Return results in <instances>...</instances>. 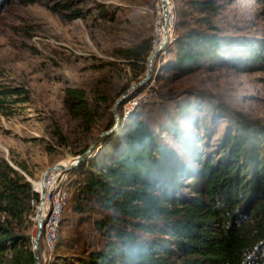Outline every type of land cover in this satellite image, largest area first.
<instances>
[{
	"label": "rangeland",
	"instance_id": "1",
	"mask_svg": "<svg viewBox=\"0 0 264 264\" xmlns=\"http://www.w3.org/2000/svg\"><path fill=\"white\" fill-rule=\"evenodd\" d=\"M172 1L171 43L189 27H196L197 19L203 17L194 7L196 0ZM212 1L217 12L210 13L211 22L221 35L243 43L264 39V0ZM157 3L158 0L0 3V86L20 87L28 93L24 94L28 101L19 104L13 116L1 118L0 159L14 166L38 191L37 184L47 169L56 164L73 165L81 151H87L101 133L114 125L115 121L109 126L114 120L115 101L143 78L136 76L143 65L133 64L134 70L119 51L150 45L149 54L153 52L160 20ZM165 49L154 63L150 87L143 86L138 97L130 98L138 89L128 95L120 125L99 142L93 157L105 159L116 152L110 138L121 129L122 122L132 121L139 112L173 148L168 128L174 123L183 133L198 136L196 145L204 156L218 151L224 135L232 129L231 114L240 113L247 120L264 123V71L249 72L240 64L242 68L234 69L216 62L180 77L168 68L173 52ZM237 51L233 48L231 54ZM68 87L84 89L89 103L99 107L100 118L90 131L67 111L64 90ZM147 92L156 97H147ZM183 109L185 112L180 114ZM124 131L122 134L127 129ZM71 171L60 172L58 177L69 198L54 247L41 238L42 264H50L59 255H71L80 245L96 247L101 243L91 221L96 216L85 214L87 221L81 223L73 210V182L78 178ZM49 211L44 209V219ZM36 217L37 213L14 223L16 232L34 240ZM5 219L0 215L1 222ZM5 259L2 256L0 264H5Z\"/></svg>",
	"mask_w": 264,
	"mask_h": 264
},
{
	"label": "trees",
	"instance_id": "2",
	"mask_svg": "<svg viewBox=\"0 0 264 264\" xmlns=\"http://www.w3.org/2000/svg\"><path fill=\"white\" fill-rule=\"evenodd\" d=\"M194 7L203 17L167 45L173 52L168 68L180 77L216 62L264 71V39L243 43L223 36L211 22L216 3L196 0ZM233 48L238 51L231 54ZM119 52L133 69L142 64L136 76L144 77L150 45ZM24 94L23 88L0 86V121L28 101ZM64 105L88 131L100 118L82 88H66ZM138 114L110 138L116 152L105 159L92 155L70 172L78 178L73 210L81 223L85 214L96 216L91 221L100 246L80 245L50 264H264V123L230 113L232 129L218 151L204 156L195 134L169 126L173 148ZM40 202L32 183L0 159V215L6 217L0 221V262L5 256V264H36L33 238L17 233L14 223L36 215Z\"/></svg>",
	"mask_w": 264,
	"mask_h": 264
},
{
	"label": "bare ground",
	"instance_id": "3",
	"mask_svg": "<svg viewBox=\"0 0 264 264\" xmlns=\"http://www.w3.org/2000/svg\"><path fill=\"white\" fill-rule=\"evenodd\" d=\"M157 8H158V14L160 20L158 22V26H159L158 29L156 27V38L154 39L153 51H156L159 48L160 44L165 38H167L168 40L167 44H168L171 42L173 37V23L171 18V14L173 10V1L158 0ZM165 17H166V22H165ZM149 84H147L146 86H148ZM62 167H69V166H62ZM60 172L62 171H54L49 173L46 180V191L48 198L46 197L44 209L49 208L50 211L47 219H44L43 216L44 225H43L42 238L47 240L50 247L51 246L54 247V243L57 242L59 238L62 213L65 205H67L66 203L69 198L68 191L61 187L62 182L58 183V177L63 173ZM64 176L66 175H62V177ZM48 181H50V184ZM37 188L39 189V191L40 190L42 191L43 188L42 180L40 183L37 184ZM44 209H43V215H44ZM54 218H56V223L54 225V232H50V226H48V222H51V220H54ZM46 233H49V240L46 237Z\"/></svg>",
	"mask_w": 264,
	"mask_h": 264
},
{
	"label": "water",
	"instance_id": "4",
	"mask_svg": "<svg viewBox=\"0 0 264 264\" xmlns=\"http://www.w3.org/2000/svg\"><path fill=\"white\" fill-rule=\"evenodd\" d=\"M166 16V14H165ZM165 22H166V17H165ZM167 38H165L162 43L160 44L159 48L156 51H153L150 56L148 57V63H147V69L145 72L144 77L136 84L130 86L114 103L113 107H112V112H113V117H114V125L107 131L101 133L93 142V144L88 148V150L75 157V163L73 165H70L69 167H62L59 164H56L52 167H50L49 169H47L45 171V173L42 175V191L39 192L33 184V188L36 192H38L41 195V202L38 208V212H37V217H36V222H37V234L36 237L33 241V253L35 256V260H36V264H42L41 262V255H40V242H41V238H42V234H43V225H44V220H43V209H44V205L46 202V197H47V191H46V180H47V176L49 173L54 172V171H62V172H69L71 170H73L74 168L78 167L80 164L84 163L87 161V159L92 155V153L95 151L97 145L99 144V142L109 136L110 134H112L117 127L120 125L121 123V116H120V112H119V107L121 104H123V102L126 100V98L128 97V95L145 86L146 84H148L154 74V63L156 61V59L159 57V55L164 51L165 47L167 46ZM12 166V165H11ZM14 167V166H13ZM15 168V167H14ZM16 169V168H15ZM17 170V169H16ZM29 182H31L29 179H27Z\"/></svg>",
	"mask_w": 264,
	"mask_h": 264
},
{
	"label": "built area",
	"instance_id": "5",
	"mask_svg": "<svg viewBox=\"0 0 264 264\" xmlns=\"http://www.w3.org/2000/svg\"><path fill=\"white\" fill-rule=\"evenodd\" d=\"M171 18H173L172 15H171ZM158 27H157V29H158ZM147 97H156V96H153L149 92H147ZM50 181H51V179H50ZM50 181H48L49 184H50ZM48 194H49V192H48ZM47 198H48V195H47ZM55 223H56V218H54V220H51V222H48V226H50V232H54V225H55ZM46 237L49 240V233H46Z\"/></svg>",
	"mask_w": 264,
	"mask_h": 264
}]
</instances>
